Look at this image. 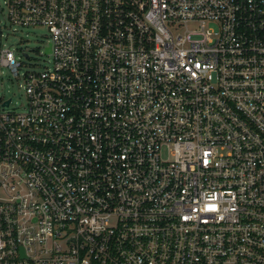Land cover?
Returning a JSON list of instances; mask_svg holds the SVG:
<instances>
[{"label":"built area","instance_id":"obj_1","mask_svg":"<svg viewBox=\"0 0 264 264\" xmlns=\"http://www.w3.org/2000/svg\"><path fill=\"white\" fill-rule=\"evenodd\" d=\"M1 14L27 100L0 96V264H264V0ZM30 25L51 64L21 72L3 31Z\"/></svg>","mask_w":264,"mask_h":264},{"label":"rangeland","instance_id":"obj_2","mask_svg":"<svg viewBox=\"0 0 264 264\" xmlns=\"http://www.w3.org/2000/svg\"><path fill=\"white\" fill-rule=\"evenodd\" d=\"M6 13V11H4ZM1 19H5L1 14ZM191 29L197 28L196 24H190ZM181 28L179 31H183ZM3 45L13 49L17 60L23 63L21 72L30 70H41L51 64V55L47 48L51 41L49 28L45 25L20 26L16 30L6 27L3 31ZM28 52L30 57L25 55ZM25 80L23 77L13 79L9 74L0 71V96L13 98V105L10 108H21L27 100V93L23 89Z\"/></svg>","mask_w":264,"mask_h":264},{"label":"water","instance_id":"obj_3","mask_svg":"<svg viewBox=\"0 0 264 264\" xmlns=\"http://www.w3.org/2000/svg\"><path fill=\"white\" fill-rule=\"evenodd\" d=\"M7 104L9 103V101L6 102Z\"/></svg>","mask_w":264,"mask_h":264}]
</instances>
